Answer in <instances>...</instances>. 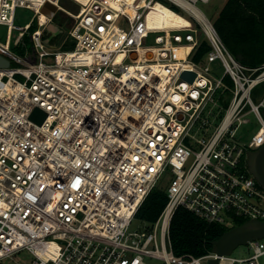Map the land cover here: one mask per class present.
<instances>
[{
  "label": "built area",
  "instance_id": "2783aa9c",
  "mask_svg": "<svg viewBox=\"0 0 264 264\" xmlns=\"http://www.w3.org/2000/svg\"><path fill=\"white\" fill-rule=\"evenodd\" d=\"M68 1L75 13L60 0H0V262L26 251L21 264H264V238L233 257L175 255L168 236L178 206L208 223L264 220V187L246 165L264 145V95L250 97L264 64L228 52L195 5L209 0H165L191 18L168 31L148 24L157 0ZM17 7L33 13L24 28L13 24ZM30 25L31 50L16 56L11 41L18 46ZM200 32L210 49L195 63ZM35 108L41 123L30 118ZM249 116L254 129L238 134ZM154 187L166 193L162 210L130 229Z\"/></svg>",
  "mask_w": 264,
  "mask_h": 264
},
{
  "label": "trees",
  "instance_id": "16d2710c",
  "mask_svg": "<svg viewBox=\"0 0 264 264\" xmlns=\"http://www.w3.org/2000/svg\"><path fill=\"white\" fill-rule=\"evenodd\" d=\"M212 26L228 52L248 67L264 64V0H225ZM34 26L30 25L29 30ZM191 55V60L201 63L210 49L202 36ZM167 200L161 187H154L140 204L135 216L147 223L156 220ZM240 218L232 225L208 223L191 211L178 206L170 219L168 236L173 254L203 255L215 249L214 241L233 226L242 224Z\"/></svg>",
  "mask_w": 264,
  "mask_h": 264
},
{
  "label": "rangeland",
  "instance_id": "374dc122",
  "mask_svg": "<svg viewBox=\"0 0 264 264\" xmlns=\"http://www.w3.org/2000/svg\"><path fill=\"white\" fill-rule=\"evenodd\" d=\"M157 1H159L161 4H163L165 7L172 10L173 12L184 17L186 20H191V18L189 17V15L187 13H185L184 11L180 10L179 8L171 5L167 1H165V0H157ZM224 2H225V0H209L207 2L197 1L195 5L204 14V16L207 18V20H209L212 23L216 19L217 13H218L219 9L221 8V6L223 5ZM59 5L63 9H65L71 13H75L77 11V5L74 3H70L68 0H60ZM32 17H33V13L31 10L24 8V7H17L15 9V13H14L13 24L15 26H19L21 28H24V26L26 24L30 23ZM53 20L55 23L60 25L57 33L64 31L65 28L62 25L63 18H61V15H56ZM50 29L52 30L53 27H50ZM30 31L31 30L25 31L26 32V38L23 41H19L18 46L13 45L12 41H11L10 50L14 55L21 56V57L26 56L27 53L31 50V43L28 39V35H29ZM11 32H12V35H11ZM17 32H18L17 29L10 31L9 38H11V40H13L15 38V36H17ZM5 33H6V26L0 25V41L1 42H4V40H5ZM202 36H203V34L200 32V34L198 35V39H199V37H202ZM147 41L149 44L153 43L152 42L153 41L152 35L149 36ZM67 48H71V47L68 46ZM210 66H211L212 76L214 78H219L223 72V68L221 67L220 63L216 61V62L212 63ZM262 95H264V82L258 83L252 89L250 97H251V100L253 101V103H258V101L261 99ZM224 96L225 95L222 94L221 98H224ZM248 118L251 119V122L247 125H243L241 127V129L239 130L238 134L242 131H245L246 127H248L250 130L254 129V120H253L252 116H249ZM192 131H194V130H192ZM210 131H211V129H210ZM195 134L199 135V134H201V131L196 132ZM190 144L192 146V143H190ZM192 147L195 148V146H192ZM232 223H233V220L229 221L226 225L231 226ZM143 226H146V224L144 222H142L141 220L135 218L132 220V222L130 224V229H140ZM250 253H251V250L249 249V247L246 244H243V245L237 246L230 254L233 257H244ZM29 259H30V255L26 251H21L17 254H14L11 257V259H3L0 262V264H21V263L27 262ZM147 262H148V264H161L160 261L153 260V259H147ZM260 262H264V258H260Z\"/></svg>",
  "mask_w": 264,
  "mask_h": 264
},
{
  "label": "water",
  "instance_id": "95a60500",
  "mask_svg": "<svg viewBox=\"0 0 264 264\" xmlns=\"http://www.w3.org/2000/svg\"><path fill=\"white\" fill-rule=\"evenodd\" d=\"M53 10L54 6L50 4H45L42 7V11L46 12L47 15H50ZM64 36L65 34L63 33L57 45L61 43ZM3 62L7 64L6 61ZM181 76L191 81L195 75L193 72L184 71ZM30 118L37 123H41L45 118V113L40 109L35 108L32 111ZM246 165L248 171L257 183L264 187V145L260 146L256 150H249L246 153ZM252 238H264V220H247L240 225L227 229L217 240L214 241L215 254L217 256L228 255L237 246L246 244ZM216 263V258H211L206 262V264Z\"/></svg>",
  "mask_w": 264,
  "mask_h": 264
},
{
  "label": "bare ground",
  "instance_id": "6f19581e",
  "mask_svg": "<svg viewBox=\"0 0 264 264\" xmlns=\"http://www.w3.org/2000/svg\"><path fill=\"white\" fill-rule=\"evenodd\" d=\"M192 9L197 16H200V13L195 8ZM129 12L132 13L131 10ZM147 20L149 25H154L156 28H164L167 31L169 28L179 30L178 27H182L188 22L184 17L158 2L154 4V7L149 12ZM187 49V47L182 48L179 55H183Z\"/></svg>",
  "mask_w": 264,
  "mask_h": 264
}]
</instances>
